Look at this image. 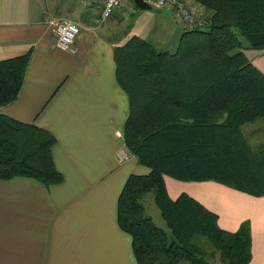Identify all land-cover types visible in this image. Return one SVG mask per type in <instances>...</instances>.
Segmentation results:
<instances>
[{"label":"trees","instance_id":"obj_1","mask_svg":"<svg viewBox=\"0 0 264 264\" xmlns=\"http://www.w3.org/2000/svg\"><path fill=\"white\" fill-rule=\"evenodd\" d=\"M208 15L204 28L182 29L173 50L137 34L113 46L115 79L126 93L123 148L148 168L127 175L116 202L118 226L131 237L138 264H245L248 221L222 228L217 214L186 190L174 197L167 180H214L264 194V148L244 124L264 116V74L251 57L264 50V0H192ZM30 51L0 59V106L21 89ZM55 136L34 122L0 113V178H34L46 186L63 179L52 157ZM152 201L168 230L145 212Z\"/></svg>","mask_w":264,"mask_h":264},{"label":"crops","instance_id":"obj_2","mask_svg":"<svg viewBox=\"0 0 264 264\" xmlns=\"http://www.w3.org/2000/svg\"><path fill=\"white\" fill-rule=\"evenodd\" d=\"M63 1L0 0V59L30 51L21 89L0 106V113L49 130L56 138L53 161L63 176L50 186L25 176L0 178V264H138L115 210L127 175L148 168L133 155L118 159L126 152L121 132L128 99L116 82L112 55L113 46L130 37L113 38L116 16L134 4L129 0L102 20V0L81 4L78 13H55ZM161 9L168 14L159 13L143 36L171 51L182 28L171 9ZM51 14L78 22L75 52L54 45L45 22ZM251 61L264 74V50ZM243 131L250 143L264 148V116L244 124ZM181 190L214 211L226 230L247 220L250 256L245 264H264V194L214 180H167L171 197Z\"/></svg>","mask_w":264,"mask_h":264},{"label":"built area","instance_id":"obj_3","mask_svg":"<svg viewBox=\"0 0 264 264\" xmlns=\"http://www.w3.org/2000/svg\"><path fill=\"white\" fill-rule=\"evenodd\" d=\"M132 1V0H130ZM154 8L167 7L174 13V19L176 23H179L182 29L191 28H204L209 24L208 15L204 9L197 3L190 2L189 0H143ZM84 6L89 5L90 0H80ZM129 2V0H102V6L100 9V19H106L116 9ZM51 33L55 36L54 45L60 49L75 52V38L79 32V24L74 19L58 15L51 14L45 19ZM120 134L118 131L116 132ZM122 135V133H121ZM131 156L127 152H120L118 154L119 160H124Z\"/></svg>","mask_w":264,"mask_h":264},{"label":"rangeland","instance_id":"obj_4","mask_svg":"<svg viewBox=\"0 0 264 264\" xmlns=\"http://www.w3.org/2000/svg\"><path fill=\"white\" fill-rule=\"evenodd\" d=\"M81 2L79 0H64L60 3L57 7H55V13H65L66 15H70V10L72 12L78 13L83 11ZM159 8L151 7L150 9H141L137 8L134 5L130 7V9H126L123 15H117L116 20L114 23V28L112 31V36L115 39H119L118 42L125 41L129 36L132 34H137L143 36L144 33L150 28L153 24V21L159 18V13H166L164 9L158 10ZM75 21V20H74ZM77 22V21H76ZM175 23V22H174ZM178 24V27L181 29V26ZM146 36V35H144ZM161 48V47H158ZM122 133V132H121ZM255 143V142H252ZM152 193L146 194L141 200L145 207L146 214L150 215L156 225L163 227L164 229L168 230L164 221L162 220L161 216H159V211L155 204L152 201ZM159 216V218H158ZM213 246L214 244L208 240L207 238L201 239V248L205 252L199 255L203 257L205 260H210L209 247ZM185 264H189L186 262Z\"/></svg>","mask_w":264,"mask_h":264},{"label":"water","instance_id":"obj_5","mask_svg":"<svg viewBox=\"0 0 264 264\" xmlns=\"http://www.w3.org/2000/svg\"><path fill=\"white\" fill-rule=\"evenodd\" d=\"M132 1H133L134 6L137 8H141V9H150L151 8V6L147 3H145L143 0H132ZM192 263L193 264H211L207 260H205L201 257H197V256L192 257Z\"/></svg>","mask_w":264,"mask_h":264}]
</instances>
